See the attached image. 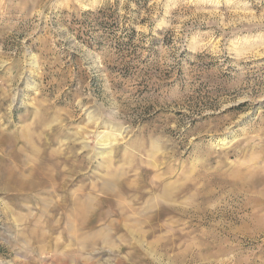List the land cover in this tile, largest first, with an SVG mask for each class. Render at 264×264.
I'll use <instances>...</instances> for the list:
<instances>
[{"label":"rangeland","instance_id":"1","mask_svg":"<svg viewBox=\"0 0 264 264\" xmlns=\"http://www.w3.org/2000/svg\"><path fill=\"white\" fill-rule=\"evenodd\" d=\"M0 264H264V0H0Z\"/></svg>","mask_w":264,"mask_h":264},{"label":"bare ground","instance_id":"2","mask_svg":"<svg viewBox=\"0 0 264 264\" xmlns=\"http://www.w3.org/2000/svg\"><path fill=\"white\" fill-rule=\"evenodd\" d=\"M107 185V184H106ZM170 185V184H169ZM169 185H166L165 186V190H164V193H163V198H168V199H166V200H169L170 198V196H172L171 194H169L171 191H172V188L171 189H169L170 187H169ZM115 186V184L113 185V187ZM173 187V186H172ZM107 191L106 192H108L109 191V187H108V189L107 188H105ZM112 190V189H111ZM114 190V189H113ZM169 190H171V191H169ZM109 193V192H108ZM172 193V192H171ZM120 197V196H119ZM118 197V198H119ZM120 199V198H119ZM118 199V200H119ZM122 199V198H121ZM90 200V199H89ZM123 201L121 200V202L119 203L120 205H122L123 203H122ZM153 203V202H152ZM147 205V204H146ZM149 202H148V206L145 208V209H149L148 207H149ZM152 206V205H151ZM156 206V205H155ZM76 207V206H75ZM81 206H78L77 207V210L80 208ZM83 207V206H82ZM144 208V207H143ZM178 208V207H177ZM195 208V207H194ZM75 209V208H74ZM122 210L124 209V208H121ZM80 211V210H79ZM85 212V211H84ZM78 213V212H77ZM81 213H82V211H81ZM83 215V214H82ZM68 216H69V214H68ZM137 216V215H136ZM141 216V215H140ZM142 219V218H141ZM142 223V222H141ZM131 224V223H130ZM91 225V224H90ZM92 225H94V224H92ZM84 226V225H83ZM89 226V225H88ZM88 226H87V228H88ZM112 226V225H111ZM91 227V226H90ZM116 229V228H115ZM89 231V230H88ZM215 244V243H214Z\"/></svg>","mask_w":264,"mask_h":264}]
</instances>
